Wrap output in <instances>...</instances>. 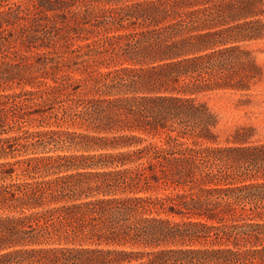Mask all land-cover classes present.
I'll list each match as a JSON object with an SVG mask.
<instances>
[{"label": "trees", "instance_id": "1", "mask_svg": "<svg viewBox=\"0 0 264 264\" xmlns=\"http://www.w3.org/2000/svg\"><path fill=\"white\" fill-rule=\"evenodd\" d=\"M0 264H264V0H0Z\"/></svg>", "mask_w": 264, "mask_h": 264}, {"label": "rangeland", "instance_id": "2", "mask_svg": "<svg viewBox=\"0 0 264 264\" xmlns=\"http://www.w3.org/2000/svg\"><path fill=\"white\" fill-rule=\"evenodd\" d=\"M67 124H64L63 126H66Z\"/></svg>", "mask_w": 264, "mask_h": 264}]
</instances>
